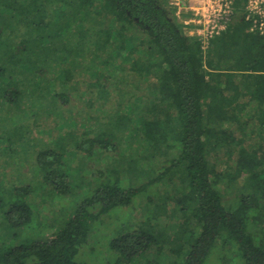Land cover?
I'll use <instances>...</instances> for the list:
<instances>
[{
  "label": "trees",
  "instance_id": "obj_1",
  "mask_svg": "<svg viewBox=\"0 0 264 264\" xmlns=\"http://www.w3.org/2000/svg\"><path fill=\"white\" fill-rule=\"evenodd\" d=\"M168 2L0 0V52L6 61L34 68L31 72L37 75L47 76L56 61L63 67L68 64L74 73H95L93 82L85 85L86 107L100 109L104 122L89 111L82 124L98 119L97 131L83 125L80 134L70 133L64 141L59 137L56 146L35 151L44 189L65 194L70 182L77 180L65 170L67 148L82 150L85 155L93 150L115 152L116 133L128 134L133 143L138 137L146 140L148 152L140 159L158 158L166 164L143 168L129 155L121 157L124 166L118 162L109 172L97 171L100 179L110 180L102 184L98 180L99 186L82 203V210L73 213L45 241L1 248L0 264H84L74 259L88 239L91 223L115 207L130 205L148 188L152 189L147 197L151 200L157 196L153 188L161 181L174 185L175 196L179 194L174 196V215L177 212L182 221L179 235L184 238L186 223L199 227L193 241L187 238L182 242V237L177 242L168 241L171 252L183 255L180 264H204L216 241L221 247L233 244L238 255L233 257L240 258L239 264H264V36L249 30L241 13L242 2L235 0L234 15L226 29L210 40L203 53L198 39L186 35ZM69 21L73 34L63 36V24ZM15 34L19 36L16 45L10 40ZM129 42L133 44L127 46ZM133 54L130 64L118 65V60L126 63ZM10 64L4 62L0 67L1 76H10L4 86L0 85V104H13L16 112H22L25 104H19L24 97L15 73L26 70ZM108 68L113 75L135 72L141 79L152 76L154 97L128 95L104 112L111 93L120 91L116 85L107 86ZM69 72L65 67L64 81L70 79ZM67 91L58 93V99L67 102ZM55 96L49 98L57 107ZM19 128L0 131L3 150L9 149L6 152L18 139L32 142L29 133ZM171 150H176L173 158L168 156ZM123 168L130 182L135 179L142 184L133 187L123 182ZM11 188L14 197L7 199L0 192V210L7 206L5 223L23 227L34 217L25 198L34 190L30 185ZM158 199L161 204L153 213L151 207L148 209L149 217L164 211L166 199ZM233 200L236 205L232 206ZM91 204L99 206L97 213L83 210ZM160 244L151 228H139L112 239L109 248L118 254L113 264H130L136 257L159 251ZM219 261L228 264L224 258Z\"/></svg>",
  "mask_w": 264,
  "mask_h": 264
},
{
  "label": "rangeland",
  "instance_id": "obj_2",
  "mask_svg": "<svg viewBox=\"0 0 264 264\" xmlns=\"http://www.w3.org/2000/svg\"><path fill=\"white\" fill-rule=\"evenodd\" d=\"M170 1L172 0H169L168 4L174 7ZM196 1L197 0H179V5L184 2L187 5H193ZM73 30L74 26L72 22L69 21L63 24L62 35H71L73 34ZM4 35H6V33H4ZM15 35L10 40L12 44L16 45L19 36L18 34ZM132 44V42H129L126 45L131 46ZM55 45L58 46L59 43L57 42ZM134 54L129 56L126 63L118 60V65L130 64L133 61ZM4 62L8 64L12 63L6 61V57L0 52V67H2ZM10 65H13V67L16 66V69H18L19 66V69L26 70L23 74H19V70H16L15 73V76L19 79L18 82L21 87V93L24 97L19 105L23 102L25 108H23L24 110L22 112H16L13 104H0V131L11 132L14 128L16 131L17 129L20 130L19 126H22L24 130L29 133L28 136L31 137L29 139H31L32 142H28L24 138L18 139V142L12 145V150L10 152L5 151L9 149L4 148L3 150V145L0 143V192L8 199L14 197L11 193L14 188H11L12 186L18 188L23 185H30L34 192L25 198L29 207L34 211V217L23 227H12L8 223H5L6 221L3 218L4 211L7 208V206H4L3 209L0 210V249L19 244H27L32 241H45L52 233L66 224L71 215H73L88 198L87 196L90 195V192L99 186V181L102 184L110 180L106 178L100 179L97 171L109 172L110 169L116 168L117 163L122 162L121 157L128 158L129 155L133 156V159L137 160L136 164L143 168L156 167L158 165L166 166L165 162L158 158H155L154 161H144L140 159V157L145 156L144 153L146 151L148 152L149 144L146 140H142L141 137H138L135 143H133L134 141H129L130 138L128 134L120 136L119 133H116L114 134V142H116L115 145H117V150L115 152L110 153L108 149H106L105 152H100V150L94 152L93 150L90 154L85 155L82 150L80 152L75 148H67V155L63 158V160H65V170L77 176V180L70 182V190L65 194H58V192L52 189H44L42 187L43 182L40 178L39 168L35 163V151L50 144L51 146H56L59 137H63V139L60 138V140L64 141L70 133H74L75 135L80 134L81 131H84L83 125L86 128L93 129L94 127L95 129L96 121L102 119L101 111H99L100 109L98 111H92L90 110L91 107H86L88 94L86 93L85 85H87L88 82H93L95 73L91 71L79 72L78 70L74 73V68H71L68 64L63 67L59 61L55 62L54 67H52L51 72L49 70L47 76L45 74H33V72H31L34 71V68H31L32 66L29 67L31 68L29 70L24 65H21V63H12ZM65 67L70 71V79L65 80L66 82L63 78ZM8 70L11 72L12 68ZM54 72H56V74ZM6 76L7 77L0 75V85L4 86L6 82L9 81L10 76L7 74ZM105 76L109 79L106 82L107 86L114 87V85H116V88L119 87L118 89H120V91L118 94L111 93V100H108L103 106L104 112H107V110L113 107L115 108L116 100L119 98L124 101L127 99L128 95L135 97L140 95L149 97L150 95L152 99L155 95V80L152 76L141 79L135 72L131 74L117 72L116 75H113L109 73V68L105 69ZM67 90H69L68 101L65 102L60 98L58 99V93L61 91L67 93ZM30 91L33 92L31 96L29 94ZM50 95H57L55 98L62 106L59 103L57 107L53 106L54 100L49 98ZM151 101L152 100H150V103H152ZM32 103L35 105L32 106ZM78 111L82 114H79ZM89 111L93 114V118L97 117L98 119L96 121L93 120V123L88 121V123L82 124L83 116L88 118ZM78 115L82 116L78 118ZM103 119L101 122H104ZM95 131H97V129H95ZM16 135L18 134L12 136L13 139ZM133 148H137L138 152L135 153ZM175 155L176 150H171L168 156L173 158ZM114 157L117 159L115 160ZM71 164L74 165V169L71 167ZM81 167L82 170L78 173ZM61 170L64 171L63 166H61ZM122 172L123 175L120 179L123 180V182L129 183V185L133 187L142 184L140 183L141 181L135 179L130 182L129 174H127L125 168L122 169ZM239 181L242 182L241 180ZM86 187L89 188L86 189ZM153 190L157 193V196H152L151 200L147 197L151 195L152 189L148 188L139 196L135 197L130 205L115 207L96 218L90 225L86 243L81 246L74 260L84 264H113L118 254L109 248V242L112 239L124 233L139 230V228H151L155 237L161 241V249L155 253H146L143 256L136 257L130 264L182 263L181 260L183 261V255L171 252V246L168 244V241L177 242V239L183 238V235H179L178 232V228L182 222L178 217H181L177 215V212L174 215V210L177 208L174 201V185L168 184L167 181H161L159 186H157L156 189L153 188ZM178 195L177 193L176 196ZM158 197H164V199H166L163 208L164 211L156 217H149V215L155 211L156 205L161 204V200H159ZM231 205H236L234 200ZM150 207L152 210L151 213L148 212ZM79 210H82V208ZM83 210L95 214L99 211V206L91 204ZM36 214H38L37 219ZM262 218L264 219V216H262ZM185 226L186 232L182 242H185L187 238L193 241L199 233L197 223H186ZM188 226H190L189 230L192 232L188 230ZM165 234L167 236H165ZM184 249V252H186L188 247L185 246ZM233 256L238 257L236 247L233 244L228 247H221L216 241L204 264H221L219 258H224L228 264H239L240 258L235 259Z\"/></svg>",
  "mask_w": 264,
  "mask_h": 264
},
{
  "label": "built area",
  "instance_id": "obj_3",
  "mask_svg": "<svg viewBox=\"0 0 264 264\" xmlns=\"http://www.w3.org/2000/svg\"><path fill=\"white\" fill-rule=\"evenodd\" d=\"M235 0H197L193 5L172 0L175 15L187 36L195 37L204 53L209 42L222 33L234 15ZM241 13L249 30L264 36V0H241Z\"/></svg>",
  "mask_w": 264,
  "mask_h": 264
},
{
  "label": "crops",
  "instance_id": "obj_4",
  "mask_svg": "<svg viewBox=\"0 0 264 264\" xmlns=\"http://www.w3.org/2000/svg\"><path fill=\"white\" fill-rule=\"evenodd\" d=\"M183 4H185V2Z\"/></svg>",
  "mask_w": 264,
  "mask_h": 264
}]
</instances>
